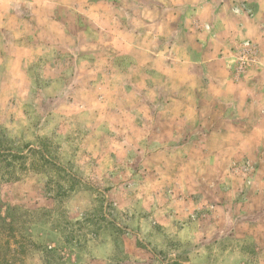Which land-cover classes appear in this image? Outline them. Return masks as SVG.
Listing matches in <instances>:
<instances>
[{"label": "clouds", "instance_id": "clouds-1", "mask_svg": "<svg viewBox=\"0 0 264 264\" xmlns=\"http://www.w3.org/2000/svg\"><path fill=\"white\" fill-rule=\"evenodd\" d=\"M264 264V0H0V264Z\"/></svg>", "mask_w": 264, "mask_h": 264}, {"label": "rangeland", "instance_id": "rangeland-1", "mask_svg": "<svg viewBox=\"0 0 264 264\" xmlns=\"http://www.w3.org/2000/svg\"><path fill=\"white\" fill-rule=\"evenodd\" d=\"M5 264H7V262L5 261Z\"/></svg>", "mask_w": 264, "mask_h": 264}]
</instances>
